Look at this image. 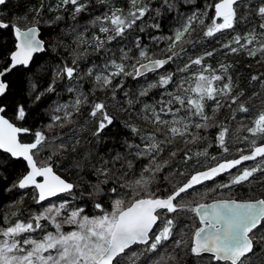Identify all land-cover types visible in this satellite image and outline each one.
I'll use <instances>...</instances> for the list:
<instances>
[{"label":"snow or ice","instance_id":"1","mask_svg":"<svg viewBox=\"0 0 264 264\" xmlns=\"http://www.w3.org/2000/svg\"><path fill=\"white\" fill-rule=\"evenodd\" d=\"M91 2L92 0H56L55 5H49L47 10L58 14L43 23L52 27L64 20V16L59 12L67 11L66 6L69 5L70 17L76 21L81 13L89 9ZM6 3L7 0H0V5ZM96 3L104 5L107 10L93 16L84 26L83 31H77L80 27L78 24L69 26L67 30H61L63 36L71 34L74 37L73 45L76 48L87 46L96 53L101 50L107 53L112 50L106 45L118 39L126 40L136 28L139 32H144L145 27L154 29L161 27L159 22L145 26L137 24L138 21L143 22V18L152 12H155L156 17L161 15L160 8L151 7V0H129L127 10L116 6L114 0H96ZM241 3L242 0H217L214 5H208L209 8H214L213 16L208 15L207 9L198 10L188 16L178 14L176 18L178 26L173 29L171 35L151 37L153 44L157 46L161 42L165 43V47L159 52L143 44L140 36L137 35L134 37L136 50L134 56L133 48L125 50V47H120L118 59H106L100 66L93 64L92 67L87 68L84 75L93 79L94 90L111 88L113 98H115V89L123 87V80L113 86V81L117 77H131L135 80L158 71L160 74L155 80L145 81V86L139 90V96L146 97L154 89H163V91L160 92L158 100L151 104L143 103L140 109L141 118L152 124L155 132L141 134L139 127L125 124L133 134L140 137L141 142L133 143L123 139L121 143L126 151H116L114 155L110 154V159L100 156L91 168V173L97 178L96 183L88 182L84 189H81L80 184L69 182L58 174L62 165H59L58 159L54 157L58 158L61 152L66 151L67 145H59V148L47 157V162L38 163L36 157L46 148H51L52 139L55 138L50 139L44 131H36L33 142L22 143L20 134L28 133L30 129L18 127L4 115H0V150L12 158H22L26 161L28 169L12 188H34L36 195L33 199L41 206L39 212H30L27 217H23L22 212L20 215L12 212L10 216L4 215L0 218V264H169L170 261H175L176 257L171 253L165 255L161 251L162 249L166 251L169 242L174 245V249L179 248L182 251L187 249V253L195 262L208 254L210 256L208 264L214 262L215 264L220 262L251 264L252 257L258 256L257 244L261 245V253H264V199L216 200L212 203H198L194 207L184 202L185 195H189L196 186L210 180L214 181L222 174L227 173L231 177L228 183L220 185L224 188L250 182L257 172L264 174V108L257 113L250 127L241 125L240 129H237L251 133V137L245 135L240 139L241 143H247L250 149L248 154H245L244 148L238 147L236 148L240 153L238 158L212 156L209 159L207 148L194 153L189 149L183 153L184 162L193 159V156L203 157V160H196L195 166L197 168L203 167L204 164L208 166L191 174L180 171L179 175L185 177L184 182L165 190L163 194L159 188L153 189L158 174L170 163L165 161L161 165L157 160L158 154L164 150L162 145L172 143L169 136L190 137L185 140L186 144L196 145L206 142L207 137L200 135L199 130H206L212 126L208 123L210 117L205 111L207 101H213L215 105L213 112H215L225 106L220 101L221 97H230L231 104H235L244 95L243 92L231 95L234 87L232 77L228 74L231 65L221 63L219 65L221 74L218 75L217 69L204 63L206 58L214 55L216 49L206 51L195 58L189 57L183 67H177L174 71L166 70V66L187 54L186 46L194 47L203 38L214 37L225 30L234 29L243 19L239 14ZM161 7L165 11L178 10L175 0H162ZM44 8L45 5L41 3L40 7L35 9L31 26L20 23L12 26L15 36L14 48L7 54L0 53V61H2L0 97L5 96L9 91L10 84L5 79L8 73L18 67L29 69L35 62L37 54L48 51L55 53L57 47L63 45L60 37L54 40L42 38L40 27L42 21L39 17ZM256 13L264 20V4L256 9ZM205 18L210 22L206 23ZM20 19L27 20V16ZM8 26L0 21V27ZM197 27L200 32L194 38L193 33L197 32ZM259 28L264 29V22L259 24ZM89 29L96 30L91 33L90 39L85 36ZM98 33L104 34L103 37ZM257 41H259L258 47L248 48V45ZM233 45L237 46L233 47ZM221 47L233 53L247 50L248 55L253 57L260 53L264 58V32L258 33L253 28L243 35L236 34ZM86 56L87 48L82 52H74L70 62L61 61L62 66L57 65L52 80L43 91L38 90L36 82H30L29 91L35 94L33 102H39L48 94L55 93L59 81L64 78L75 82L83 79L79 61ZM129 61L133 62L129 63ZM193 66L200 67L191 71ZM46 67L42 65L38 71H44ZM186 73L189 75H183ZM178 74L180 75L177 79ZM257 79L256 76L252 77V80ZM261 87L264 89V81L261 82ZM169 88L172 90L169 91ZM67 91L77 93L74 102L57 104L53 109L52 123L47 125V128L50 129L61 121L71 123L73 113H79L81 107L89 103L88 96L78 91V85L68 87ZM125 95L127 96L128 93ZM254 95L259 94L254 93ZM127 103L131 107L140 101L129 99ZM261 103L264 104V99H261ZM231 104L227 106L231 107ZM69 108L72 111H69ZM5 111V107L0 105V113ZM234 111L248 113L250 109L245 103H239ZM16 113V119L24 120L25 104H18ZM89 115L96 119L94 137H100L115 123V117L109 114L108 105L103 101L93 102ZM167 116H171V119L164 118ZM157 133L165 135V139L163 141L158 139ZM229 134V127L223 124L218 126L216 140L223 154L230 151ZM258 139L259 145H257ZM73 151L75 152V148ZM176 155L175 152L171 153L172 157ZM257 157L261 159L255 166L243 168L238 170L237 174H232L231 170L237 169L242 162L256 161ZM141 158H146L148 163L141 165L137 172L134 161H139ZM85 159L90 161V154L86 155ZM118 163L119 168L116 167ZM73 167L79 169L80 165L74 163ZM175 175L176 173H173V177ZM164 180L171 183L168 176H164ZM110 183L113 186L107 188L106 193L105 186ZM87 188L92 189L87 192L88 197L94 201L98 200L94 202V208L100 212L98 215H88L84 207L74 203L84 197ZM78 189H80L79 196ZM7 190L11 191V189ZM208 191L214 192L215 189ZM105 195L110 199L111 211L104 206ZM113 195L116 198L112 199ZM51 198H57L59 202H53ZM18 203L22 204L23 198ZM187 212H194L201 224L195 228L190 240L184 239L183 229L178 231L182 219L181 213ZM65 225L74 226L73 230L64 231ZM49 226L54 230H49Z\"/></svg>","mask_w":264,"mask_h":264},{"label":"trees","instance_id":"2","mask_svg":"<svg viewBox=\"0 0 264 264\" xmlns=\"http://www.w3.org/2000/svg\"><path fill=\"white\" fill-rule=\"evenodd\" d=\"M216 2L217 0H175V3L178 5V10L165 11L161 7L162 0H151V7L154 9L160 8L161 15L156 17L155 12H152L143 18V22L138 21L137 24L145 26L159 22L161 25L160 29L145 27L144 32H139V29L136 28L131 31V34L128 35L126 40L120 41L118 39L106 45L107 48L112 50L111 52L106 53L101 50L99 53H96L91 47L81 46L80 48H76L75 45H73L74 37L71 34L68 36H63L61 34L62 29L67 30L68 27L73 24H78L80 26L77 31H83L84 26L87 25V22L92 19L93 16L100 15L107 10L104 5L96 3V0H92L89 9L81 13L76 21H73L70 17L71 6H66L68 8L67 11L60 10L59 12V14L64 16V20L52 27H48L43 21L51 20L58 14L57 12H49L47 10L49 5H55L56 0H7L6 5H0V21L9 25L7 28L0 27V53L7 54L8 51L14 48L15 41L11 26L18 23L30 26V22L33 16H35V9L40 7L41 3L45 5L39 17L42 21L40 25L42 38L45 40H54L60 37L63 41V45L57 47L55 53L48 51L47 53L37 54L35 62L29 69L18 67L6 75L5 79L9 82L10 88L5 96L0 97V105L4 106L6 109L3 114L16 125L30 129L28 133H22L20 135L21 141H33L36 131H44L50 139L55 138L52 139L51 148H46L36 157L38 163L47 162V157L51 155L53 151L57 150L59 145L65 144L67 145V150L61 152L58 158L54 157V159H58V164L62 165L59 167L58 174L74 184H80L81 189H84L88 182L92 184L96 183L97 178L91 173V168L92 165L97 163L100 156H103L105 159H110V154L114 155L116 151H126V148L121 143L123 139H128L133 143L141 142L140 137L133 134L130 128L125 127V124H132L139 127L141 129V134L155 132V127L141 118L140 109L143 107V103L151 104L155 100H158L160 98V92H162L163 89H154L146 97L139 96V90L142 86H145V81L155 80L160 74L159 71L157 73H149L135 80L131 77H117L113 81V86L123 80V87L115 89V98H113V89L111 88L105 90H99L97 88L94 90L93 79L84 75L87 68L92 67L93 64L100 66L106 59H118L120 56V47H125V50H127V48H133L132 55L134 56L136 53L134 48V37L137 35L140 36L143 44L159 52L160 49L165 47V43L161 42L158 46L153 44L151 40L152 36L171 35L173 29L178 26L176 19L178 14L188 16L198 10L207 9L208 15L213 16L214 10L213 8H209L208 5H214ZM114 4L127 10L129 7V0H114ZM261 4H264V0H242L239 7V14L243 19L235 25L234 29L225 30L222 33L216 34L214 37L203 38L199 43H196L194 47L186 46L187 54L182 55L181 58L175 60L171 65L166 66L167 71H174L177 67H183L184 63L188 62L189 57L195 58L206 51L216 49L217 51L214 55L206 58L204 63L210 64L213 68L217 69L216 74L218 75L221 74L219 70V65L221 63L231 65L228 70V74L232 77L234 85L231 95H237L240 92H243L244 95L241 96L235 104H231L230 97H221L220 101L225 106L215 112H213V108L215 107L213 101H207L205 111L210 117L208 123L212 126L208 127L206 130H199L200 135L207 137L206 142H201L196 145L190 143L186 144L185 140L190 139V137L172 138L169 136V139H172V143L163 144L162 147L164 150L157 156V160L161 165H163L165 161L170 162L164 171L158 174L157 183L153 185V189L159 188L161 194H163L165 190L173 186H178L184 182L185 177L179 175L180 171L191 174L194 171L203 170V167L208 166L207 164H204L203 167L200 168L195 166L196 160H203V157L193 156V159L184 162L182 159L183 153L189 149L194 153L203 151L207 148L209 159L212 156L218 158L226 157L228 159L238 158L240 155V153L236 151L238 147L244 148L245 154L250 152L247 143H241L240 139L245 135L251 137V133H247L244 130L237 131V129H240L241 125L250 127L257 113L261 108H264V104L261 103V99H264V89L261 87V82L264 81V58H262L260 53H257L254 57L250 56L247 50L233 53L228 49L222 48L221 45L227 44L236 34L243 35L246 32L252 31L253 28H255L258 33L264 32V29L259 28V24L264 22V20L256 13V9ZM24 16H27V20L20 19ZM205 22L209 23L210 21L205 18ZM93 31L96 30L89 29V31L85 33V36L90 39ZM199 32L200 29L197 27V32L193 33V37L196 38ZM99 35L103 37L104 34ZM236 46L237 45H233V47ZM258 46L259 41L255 44L248 45V48L251 49ZM85 48H87V56L85 59L79 61L83 79L75 82L64 78L59 81L55 93H50L43 97L41 101L34 103L35 94L29 91L30 82H36L38 90L43 91L52 80L57 65H61V61L70 62L74 52H82ZM132 62L133 61H129V63ZM0 63H2V61H0ZM42 65H46L47 67L44 71H38ZM197 67L200 66H193L191 71H195ZM179 75L180 74H178L177 79ZM183 75L187 76L189 74L186 73ZM253 76L258 77V79L252 80ZM77 85L78 91L88 96L89 103L84 104L79 113H73L71 123L61 121L54 127L50 129L47 128L46 126L52 123L51 117L54 114L53 109L57 104H71L74 102L77 93L68 92L67 88ZM168 90L171 91L172 89L169 88ZM125 93H128V95L126 96ZM254 93L259 95H254ZM129 99L134 101L139 99L140 103L130 107L127 103ZM99 101H103L108 105V112L115 117V123L100 137H94L93 133L96 131L97 127L96 119L91 117L89 113L91 112V104ZM21 103L25 104L26 117L24 120L16 119V106ZM239 103H245L250 111L248 113L234 111ZM228 104H231V107H228ZM69 111H72V109L69 108ZM60 114L62 115V113ZM164 118L171 119V116ZM194 119L198 120V118ZM61 124H63V126H61ZM221 124L230 128L228 137L230 151L227 154L222 153L216 140L218 126ZM157 137L162 141L165 139V135L161 133H157ZM77 141L79 143H77ZM259 143L260 140L258 139L257 145H259ZM209 144H211V147H209ZM73 148H75V152ZM173 152L177 154L175 157L171 156ZM88 154H90L91 157L90 161L85 159ZM191 154L192 153H190V155ZM129 159H131V157H129ZM260 159V157H257L256 161H244L237 169L231 170L232 174H237L238 170H242L243 168L255 166ZM74 163L79 164L80 168L77 169L73 167ZM147 163L148 160L146 158L134 161L136 171L139 172L141 165ZM116 167H120L119 163ZM26 171L27 166L22 159L12 158L9 154L0 151V218L4 215L10 216L12 212H17L18 215L22 212L23 217H27L30 212H39L41 210V206L37 205L33 199L36 195L34 189L12 188V185L16 184L18 179L22 174H25ZM173 173H176L174 177ZM164 176H168L171 183H169L168 180H164ZM230 178L229 174L225 173L217 177L214 181L210 180L202 185L196 186L194 190L190 191L189 195H185L184 202L194 207L200 202H207L217 198L235 200L264 198V174L257 172L254 174V177L251 178L250 182L233 185L227 188L220 187V185L228 183ZM112 186L111 183L105 186V192L107 193V188ZM7 189H11V191ZM209 189H215V191L209 192ZM90 191H92V189L87 188L84 197L76 200L74 203L84 207L86 214L98 215L100 214L99 210L94 208V202H98V200L94 201L92 198L88 197L87 192ZM79 192L80 189L77 190L78 196ZM21 198H23L22 204L18 203ZM68 198L70 199V197ZM114 198H116L115 195L112 196V199ZM52 201L58 202V199L53 198ZM103 202L105 208L109 210L111 202L107 195L103 197ZM42 204H47V202H42ZM181 217L182 219L178 225V231L183 229L185 232L184 239L190 240L195 228L198 227V220L194 212L181 213ZM13 219L15 218L13 217ZM185 225H187V227H185ZM50 229L51 226H49V230ZM161 251L165 255L171 253L176 257L175 261H170L169 264H208L210 260V256L205 255L203 259L195 262L193 257L187 253V249L183 251L179 248L174 249V245L171 242L167 244L166 251L163 249ZM256 252L258 256L252 257L251 264H264V253H261L260 244H257ZM220 264H223V262H220Z\"/></svg>","mask_w":264,"mask_h":264},{"label":"water","instance_id":"3","mask_svg":"<svg viewBox=\"0 0 264 264\" xmlns=\"http://www.w3.org/2000/svg\"><path fill=\"white\" fill-rule=\"evenodd\" d=\"M213 10H214V8H213ZM5 23V22H4ZM7 24V23H6ZM13 25H15V24H13ZM12 25V26H13ZM11 26V28H12V33H13V27ZM13 37H14V41H15V36H14V34H13ZM14 44H15V42H14ZM144 62V61H143ZM0 115H4L3 113H0ZM5 116V115H4ZM5 118L6 119H8L6 116H5ZM16 126H18V125H16ZM18 127H20V126H18ZM21 135V134H20ZM21 141V140H20ZM22 143H31V142H33V141H31V142H23V141H21ZM0 151H2L3 152V150H0ZM17 159V158H16ZM20 159H22V158H20ZM23 160V159H22ZM24 161V160H23ZM25 163H26V161H24ZM26 166H27V163H26ZM28 170V169H27ZM21 178V177H20ZM39 179V178H38ZM18 183V182H17ZM36 191V190H35ZM260 199H264V198H259V199H255V200H249V201H256V200H260ZM221 200H227V199H221ZM214 201H216V200H214ZM213 201H211V202H207V203H212Z\"/></svg>","mask_w":264,"mask_h":264},{"label":"rangeland","instance_id":"4","mask_svg":"<svg viewBox=\"0 0 264 264\" xmlns=\"http://www.w3.org/2000/svg\"><path fill=\"white\" fill-rule=\"evenodd\" d=\"M58 202H59V201H58ZM58 202H57V203H58ZM109 211H111V206L109 207ZM73 227H74V226L65 225L63 230H64V231H71V230H73ZM50 230H54V229L51 228Z\"/></svg>","mask_w":264,"mask_h":264},{"label":"flooded vegetation","instance_id":"5","mask_svg":"<svg viewBox=\"0 0 264 264\" xmlns=\"http://www.w3.org/2000/svg\"><path fill=\"white\" fill-rule=\"evenodd\" d=\"M221 199H226V198H217L216 200H221ZM215 200V199H214ZM210 201H213V200H210ZM210 201H207V202H210ZM196 215V214H195ZM196 218H197V220H198V227L199 226H201V224H200V221H199V218L197 217V215H196ZM205 255H207V256H209L208 254H205Z\"/></svg>","mask_w":264,"mask_h":264},{"label":"bare ground","instance_id":"6","mask_svg":"<svg viewBox=\"0 0 264 264\" xmlns=\"http://www.w3.org/2000/svg\"><path fill=\"white\" fill-rule=\"evenodd\" d=\"M70 182V181H69Z\"/></svg>","mask_w":264,"mask_h":264}]
</instances>
